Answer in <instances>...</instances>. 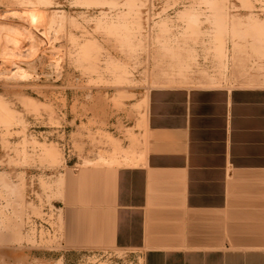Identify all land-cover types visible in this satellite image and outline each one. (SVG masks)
I'll return each instance as SVG.
<instances>
[{
    "label": "rangeland",
    "instance_id": "1",
    "mask_svg": "<svg viewBox=\"0 0 264 264\" xmlns=\"http://www.w3.org/2000/svg\"><path fill=\"white\" fill-rule=\"evenodd\" d=\"M256 86L264 0H0V264H138L64 247L67 174L136 165L153 88Z\"/></svg>",
    "mask_w": 264,
    "mask_h": 264
},
{
    "label": "crops",
    "instance_id": "2",
    "mask_svg": "<svg viewBox=\"0 0 264 264\" xmlns=\"http://www.w3.org/2000/svg\"><path fill=\"white\" fill-rule=\"evenodd\" d=\"M136 165L67 174V250L138 264H264V87H159Z\"/></svg>",
    "mask_w": 264,
    "mask_h": 264
},
{
    "label": "bare ground",
    "instance_id": "3",
    "mask_svg": "<svg viewBox=\"0 0 264 264\" xmlns=\"http://www.w3.org/2000/svg\"><path fill=\"white\" fill-rule=\"evenodd\" d=\"M115 150H116V149H115ZM117 152H119V151H117ZM117 152H116V153H117Z\"/></svg>",
    "mask_w": 264,
    "mask_h": 264
}]
</instances>
